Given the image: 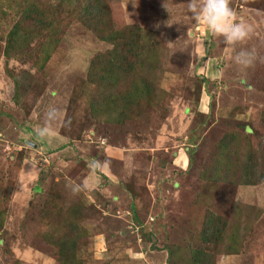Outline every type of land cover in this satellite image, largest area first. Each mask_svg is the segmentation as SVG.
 I'll use <instances>...</instances> for the list:
<instances>
[{
    "label": "rangeland",
    "instance_id": "374dc122",
    "mask_svg": "<svg viewBox=\"0 0 264 264\" xmlns=\"http://www.w3.org/2000/svg\"><path fill=\"white\" fill-rule=\"evenodd\" d=\"M89 1L31 0L44 34L7 58L27 1L0 0V264H168L170 249L187 253L172 264L188 249L264 264V0H231L253 27L233 48L192 19L188 0H95L105 16L91 30L79 20ZM139 31L141 57L99 38ZM251 49L254 65H237ZM111 54L123 61L113 74ZM50 105L63 118L41 138ZM225 154L237 165L250 155L254 182H215ZM209 215L223 223L216 245L202 240Z\"/></svg>",
    "mask_w": 264,
    "mask_h": 264
},
{
    "label": "trees",
    "instance_id": "16d2710c",
    "mask_svg": "<svg viewBox=\"0 0 264 264\" xmlns=\"http://www.w3.org/2000/svg\"><path fill=\"white\" fill-rule=\"evenodd\" d=\"M26 1L27 5L21 12L20 20L14 25L7 36V42L4 52L7 58L12 57L15 52L23 55L24 48L29 46L31 42H33L37 38H40L44 34L43 28L45 26V10H42L38 3L34 4L31 2V0ZM95 3V0H90L85 6V9L82 11V14L79 18V20H81L82 23L90 30L96 28V24L98 25V23H104L102 16H105V13L101 8H98ZM140 33L141 31H139L138 33H131L132 35L130 34L129 37H127L126 34L120 36V33H110L111 35H109L108 37L106 35L104 36V34H99V38L103 41L115 45V53H117L118 49L124 48L128 50L126 51L127 53L134 54L135 56L133 57H141L138 55V52H140L142 46L144 47L145 44L148 43V41H146L144 37H142L144 39H141ZM57 36L58 34L54 32L53 38L48 41L43 47L42 54L44 56L45 62L50 58L54 48L57 46V41L54 39ZM120 40L122 41L120 42ZM111 56L112 54L108 57L107 65L109 67V73L113 74V72H118L119 70H121L123 61L118 62ZM111 59H113V62H111ZM105 74L106 72L99 77H96L93 82L99 83V78H102V76H104ZM89 78L92 80L94 78V74L89 72ZM12 79L15 82V90L18 94L20 92L18 79H16L15 77H13ZM228 146L229 145H226V143L224 142L221 144V149L225 150L228 148L229 150ZM218 165L220 167L217 168ZM215 167L216 168L212 171L214 173L213 175L217 177L215 182H224L228 183L229 185H248L255 180L254 174L256 173V167L250 155H246L245 161L239 162L237 165L235 162L230 160L228 154H225L220 157L219 160L215 163ZM235 171H238L237 176H239V178L234 177ZM212 180H214V178H212ZM80 205H82L83 209L84 204ZM55 215H57V213ZM55 218V216H51L50 225L55 224ZM221 225H223V223H221L220 220L213 218L212 215H209V217L205 218V220L203 221L201 232L203 242H206V244L209 242L210 244L216 245L219 237L221 236ZM223 228H225V226ZM68 241L69 240H67L66 242ZM70 247H72L71 251H74L73 246L70 245ZM74 247H76V244L74 245ZM188 250L190 252V258L188 260H184L183 264H214L213 260L215 259V256L213 254L207 253L208 250L206 252L205 250L199 251V249ZM68 253L69 252H67L66 250L60 249V256L62 258L68 255ZM168 254V264H172L175 260H177L176 256H179V259L183 261L187 253H181L178 249H170L168 251ZM228 254H231V250H229ZM61 262L63 261L61 260Z\"/></svg>",
    "mask_w": 264,
    "mask_h": 264
},
{
    "label": "clouds",
    "instance_id": "9594fccd",
    "mask_svg": "<svg viewBox=\"0 0 264 264\" xmlns=\"http://www.w3.org/2000/svg\"><path fill=\"white\" fill-rule=\"evenodd\" d=\"M186 5L192 19L198 25L206 26L215 36L221 37L227 48H233L245 42L253 34L252 25L237 19L236 12L230 6L231 0H188ZM170 19L164 22L165 26L171 27ZM155 27L159 29L161 25L156 24ZM258 59L259 56L255 49L240 50L234 57L235 63L242 68L253 66ZM62 118L63 113L57 106H48L44 112L43 123L37 129L38 136L50 138L54 131V125ZM28 174L31 175L32 170ZM21 186L23 187V185ZM84 186L86 187V184ZM81 188V185L74 184L71 190L73 193H78Z\"/></svg>",
    "mask_w": 264,
    "mask_h": 264
},
{
    "label": "crops",
    "instance_id": "0c3cea01",
    "mask_svg": "<svg viewBox=\"0 0 264 264\" xmlns=\"http://www.w3.org/2000/svg\"><path fill=\"white\" fill-rule=\"evenodd\" d=\"M87 191H89V192L98 191L99 192V189H87ZM132 209H133V206H132Z\"/></svg>",
    "mask_w": 264,
    "mask_h": 264
}]
</instances>
